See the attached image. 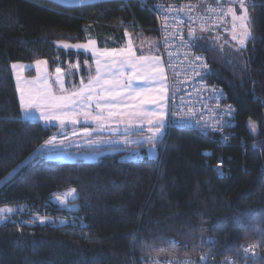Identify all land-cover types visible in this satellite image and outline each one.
Returning a JSON list of instances; mask_svg holds the SVG:
<instances>
[{
    "label": "trees",
    "instance_id": "obj_1",
    "mask_svg": "<svg viewBox=\"0 0 264 264\" xmlns=\"http://www.w3.org/2000/svg\"><path fill=\"white\" fill-rule=\"evenodd\" d=\"M248 1L256 5L249 6L255 41L238 49L214 36L196 39L210 63L208 79L226 89L236 108L229 142L174 126L156 159L144 148L143 159L128 160L136 144L94 162L60 163L43 152L32 157L59 130L23 118L13 63L43 59L52 69H68L92 60L58 48L59 40L94 36L100 47L116 49L126 33L141 32L158 43L157 19L140 0L74 7L0 0V209L23 208L0 224V264H156L187 257L264 264V0ZM219 159L223 175L213 170ZM71 189L77 193L71 206L55 202ZM36 214L72 221L33 222ZM250 246L258 259L245 251Z\"/></svg>",
    "mask_w": 264,
    "mask_h": 264
},
{
    "label": "rangeland",
    "instance_id": "obj_2",
    "mask_svg": "<svg viewBox=\"0 0 264 264\" xmlns=\"http://www.w3.org/2000/svg\"><path fill=\"white\" fill-rule=\"evenodd\" d=\"M50 1H53V2L60 4V5H64V6H68V7H74V6H79V5H88V4L105 2V1H110V0H85L84 3H80L79 0H50ZM245 3L247 5V3H249V1L245 0ZM231 7L236 9L237 16H239L241 14L242 10L239 8V5H232ZM230 15L232 18L231 13H230ZM249 17H250V10H249ZM240 24H241V22L239 20H233V18H232V26H231L230 33L226 37L221 38L220 40H222L223 43L227 41V43H231L236 48L241 49L240 45L238 43V39L241 36L243 29L240 27ZM234 25L236 26L235 28L233 27ZM247 26L252 33L250 19L247 22ZM233 35H236L237 39L234 40ZM249 41H250V39L246 42V46L248 45ZM90 42H94V43H90ZM65 43H67L69 45H87V47L86 48H79V49L75 48V47L64 48L63 44H65ZM129 44L131 45V53L134 54L137 59H139L140 57L145 58L143 60H140L139 64L137 65V76L141 77V78L133 81V87L150 86L153 89V93H152L153 95H163L164 96V99L159 102V105H163L162 108L158 104H145V105L141 106V108L144 111L149 113V115L144 116V117H136V116L127 115V113H132V112L136 111V109L131 107V105L133 103H136L135 101H129L126 99L120 101L121 104L119 106L121 108H119V110H120L119 112L125 114V115H121V118L123 121L122 123L126 126H131V125L137 124L138 125L137 128H140V129H136L135 133L139 131L140 133L137 134L138 136H135V137L130 136V133H133V132L128 133V128H122V129H125V131L122 132L123 135L121 137L113 134L114 136L119 137V139H117L116 137L109 138L107 140L98 139L96 141V143H94L97 150L93 151V152H87V151H84V150L79 149V148H73L74 145H78L80 143V137H81L80 133H81V131H84V130H82V129H79L78 131L77 130L76 131L70 130V132L67 134L68 136L65 138L58 137L56 134L54 139L52 140V143L46 144L42 149L36 150L34 152V154H36L37 152H40V153L43 152L47 159H50V160H53L56 162H60V163L74 162V161H77L79 159H83V160L88 161V162H94V161L99 160L102 157V155H104V154L115 152V150L105 151V149H103V148L112 147V146H127V145H136L137 144L138 149H135V151L131 152L127 156L128 160L143 159L145 157V154L143 152L144 148L146 149L147 155L150 158L156 159L159 157V153H160L159 144L155 148H153L152 144L148 142V137L152 136V132L149 131V128L152 127V125L148 124V122H147L148 119L151 118L153 120V122L155 123L157 117L152 116L151 115L152 112H163L165 123H166V119H167L166 73H165L163 59H162V56H161V53L159 50V44L157 43V41L147 38L141 32H138L136 34L127 33L126 40L124 41V43L119 48L115 49V50H117L115 54H113V49H110V48L102 49V48H100L99 44H98V42L94 36H90L86 40L78 41V42H71L69 40H59L56 42V45L58 48L84 51V52L92 55L93 60L87 61V63L89 64L88 69L92 70V73L94 74L91 79H94L96 77V74H97V63H96L97 60L100 61V70H101V75L103 77H107L110 74V70H111V72H116L118 69H120V65L118 63L113 65L112 61L113 60L119 61L124 56L129 55V53L127 51L129 48ZM121 50H124V51L121 53ZM106 52L109 53L110 55H105ZM157 57L159 58L158 60L155 59ZM43 61H46V64L41 65L39 68V71L37 70V66H36L35 62H16V63H13V65L15 64L17 66L16 68L12 67V71H13V76L15 79L19 99H20L21 93L18 89V84L21 87H24L25 89L31 88V87H35V88L39 89V88L45 87V85H44L45 79L47 80V86H50V89L54 95H57V96L62 95V94L63 95H70L72 92H74L73 90L75 88L68 87V84H67L68 80L65 79V77L63 75L64 73L62 72L63 68L61 66H58V67H55L54 69H52L50 62L48 60H43ZM106 64L108 65L107 67L105 66ZM154 67L163 69L164 79H162V80L160 79L161 74L158 71H153ZM57 68L61 69L60 73H57V71H56ZM78 68H79V66L77 67V69ZM74 69L75 68L73 66H71L69 68L68 72L72 73L74 71ZM123 71L125 73V76H127V74L132 70L130 68L125 67L123 69ZM38 75H39V80H37ZM57 76H60V78H61V81L59 83L57 82ZM153 78H155V79L153 80ZM30 81H36L35 85L28 83ZM61 83L63 84V89H64L63 93L61 92ZM161 89H164V91L161 92L160 91ZM98 91H99V89H98ZM125 104H127L129 106L125 107L124 106ZM74 111L79 112L76 108L74 109ZM89 113L93 114L92 111ZM95 113H97V112H95ZM84 118H85L84 115H79L76 117V120H77L76 123H72L70 120H65V123L63 125H61L59 120H52L49 122L44 121L43 119L40 118V112L36 109H33L31 111L30 118H28L27 120L40 121V122L48 123V124L54 125V126L58 125L59 128L62 129V126L63 127L64 126H67V127L68 126H72V127L76 126V125H78V122L83 121ZM129 120L132 121L130 124L128 123ZM88 121L93 122V120L91 118H88ZM105 126H106V129L99 130V132H111V130L107 128V125H105ZM97 130H98V128H97ZM62 131H64V130H62ZM114 133H116V132L114 131ZM64 136H66V134ZM164 137H165V134L163 136V139H164ZM67 143H69L68 144V151L65 150V147L63 146V144L67 145ZM92 143L93 142H91L90 144H92ZM141 144H143L145 147H142ZM57 145H59L58 148H57ZM34 154L32 155V157L34 156ZM32 157H30V158H32ZM30 158H28V159H30ZM28 159L25 161V163L27 161H29ZM60 196H62V195H60ZM74 198L77 199V193L76 192L72 196H68L66 202L63 204H61L60 201L56 198L54 200H55V202L59 203L61 206L68 207V206L72 205ZM1 209H4L5 211L3 213H0V224L4 223L8 219H10L12 216L15 215L16 212L23 210V208L17 207V206H6V207H3ZM8 209H12V211L9 212V211H7ZM41 220L44 221L43 224L51 223V224H55V225H65V224H68L69 221H72V220L63 219V218L55 219L54 217H49V216L41 217L39 214L32 216L33 222L41 223Z\"/></svg>",
    "mask_w": 264,
    "mask_h": 264
},
{
    "label": "built area",
    "instance_id": "obj_3",
    "mask_svg": "<svg viewBox=\"0 0 264 264\" xmlns=\"http://www.w3.org/2000/svg\"><path fill=\"white\" fill-rule=\"evenodd\" d=\"M140 3L157 19L167 82L166 123L169 127L179 125L205 135L218 134L222 143L229 142L233 136L236 108L227 101L226 89L208 79L210 63L207 55L198 47H193L192 41L200 35L227 36L232 26L228 8L238 3L230 0H140ZM190 31L192 35H189ZM197 56L202 60H197ZM228 106L234 111L229 113ZM218 165L225 174L222 159L213 166L216 172ZM248 249L255 251L253 246ZM156 264H207V261L187 257ZM227 264L238 263L229 260Z\"/></svg>",
    "mask_w": 264,
    "mask_h": 264
},
{
    "label": "snow or ice",
    "instance_id": "obj_4",
    "mask_svg": "<svg viewBox=\"0 0 264 264\" xmlns=\"http://www.w3.org/2000/svg\"><path fill=\"white\" fill-rule=\"evenodd\" d=\"M80 3H84L85 0H79ZM232 3H238L239 8L242 10L241 14L237 16L236 9L229 7L228 12L232 14L233 20H239L241 22L240 27L243 29V32L241 36L238 39V43L240 45V48H244L246 46V42L250 39L252 41H255L256 37L252 35L251 31L249 30L247 26V22L249 21V6L246 5L245 0H230ZM264 6V5H261ZM251 7H256L255 4H252ZM252 20L255 19V17H251ZM236 27L235 25L233 26ZM127 35V33H126ZM189 35H192V32L190 31ZM233 39H237L236 35H233ZM94 43V42H90ZM192 46L197 47L195 38L192 41ZM64 48H86L87 45H69L67 43L63 44ZM117 50L113 49V54L116 53ZM124 50H121V53ZM129 55L124 56L119 61L113 60L112 64H119L120 69H118L116 72H111L107 77H103L101 75L100 70V61L97 60V74L94 79H90L88 81L87 85H84L80 88L79 91L72 92L70 95H54L50 89V86H47V80L45 79L44 85L45 87L42 88H27L21 87L18 84V89L21 93L20 96V103L22 108V116L24 119H28L31 116V111L33 109H36L40 112V118L43 119L46 122L52 121V120H59L61 125L65 123V120H70L72 123H76V117L79 115H84L86 119L91 118L93 120H96L100 122L101 128L104 127V121L107 118L118 116V115H125L124 113H120L118 111H115L119 107L121 100H129V101H135L136 103H133L131 107L136 109V111L132 113H127L129 116H136V117H144L149 115L146 111H144L141 106L145 104H158L159 102L164 99L163 95H153V89L150 86H136L133 87V81L136 79H139L141 77L137 76V65L139 64L140 60L145 59L144 57H140L137 59L134 54L131 53V45L129 44L128 48ZM105 55H110L109 53H105ZM158 60L159 58H155ZM197 60H202V57L197 56ZM37 70L39 71V68L41 65L46 64V61L43 60H37L35 61ZM108 66L107 64L105 65ZM204 67H207L206 64L203 65ZM13 68H16L17 66L14 64L12 65ZM127 67L130 68L132 71H130L127 76H125V73L123 69ZM57 73L61 72V69H56ZM153 71H158L160 75V79H164L163 77V69L162 68H153ZM155 78H153L154 80ZM37 80H39V75L37 76ZM61 81L60 76H57V82L59 83ZM32 85H35L36 81H30L28 82ZM99 89V91H97ZM63 84L61 83V92L63 93ZM161 92L164 91V89L160 90ZM84 93H88L87 96L84 95ZM119 98V99H118ZM96 100L97 103L95 105L97 109V113L95 115H91L89 112L85 111H74L75 108L80 107L83 108H90L91 105L88 103L89 101ZM80 101L81 103H78ZM100 101H104V103H101ZM125 107H128L129 105L125 104ZM161 108L163 105H159ZM107 109V117L104 116V110ZM234 111L231 106H228V112ZM228 113H225L227 115ZM152 116L157 117L155 123L150 118L148 119V124L152 125V127L149 128V131L152 132V136L148 137V142L152 144L153 148H155L159 143L162 142L163 136L166 133L168 127L170 126L169 123H165L164 121V114L163 112H152ZM123 122V121H122ZM132 121L129 120L128 123L130 124ZM225 123H228L225 121ZM249 127L250 130L255 131L256 130V123L249 118ZM85 133L88 132V129H84ZM75 134V133H74ZM54 138H50L49 140L45 141V144L52 143V140ZM227 139V137H225ZM127 142V141H126ZM43 155V153L37 152L34 154V158ZM205 155H209V153H205ZM223 162L221 161L220 164ZM217 172L220 175H223V171L217 166ZM15 171V170H13ZM11 174L9 175L10 178ZM75 189H71L68 193L57 196L56 199L60 201L61 204L65 203L68 196H72L75 193ZM5 210L0 209V213H3ZM7 211H12V209H8ZM44 221L41 220V223ZM209 243H212L211 238L208 240ZM250 249H245V251H249ZM202 260H206L207 257H201Z\"/></svg>",
    "mask_w": 264,
    "mask_h": 264
},
{
    "label": "crops",
    "instance_id": "obj_5",
    "mask_svg": "<svg viewBox=\"0 0 264 264\" xmlns=\"http://www.w3.org/2000/svg\"><path fill=\"white\" fill-rule=\"evenodd\" d=\"M100 47V46H99ZM102 48V47H100ZM102 49H106V48H102ZM78 51V50H77ZM84 52V51H82ZM86 53V52H85ZM88 54V53H86ZM89 56H91L92 60H93V57L92 55L88 54ZM92 60H88V61H92ZM89 64L87 63V61H85L84 63H74L72 65H70L68 67V69H65L63 68V75L65 77V79H67V84H68V87H72V88H75L73 91H79L81 87H83L84 85H87L88 84V81L93 77V73H92V70L88 69ZM73 66L75 69L74 71L71 73V72H68L69 68ZM79 66V68L77 69V67ZM166 88H167V82H166ZM77 89V90H76ZM98 91V89H97ZM85 96L88 95V93H84ZM101 103H104V101H100ZM78 103H81L80 101H78ZM91 107L90 108H83L81 109L80 107H77L76 109L80 112V111H85V112H91L93 114L91 115H95L97 112V109L95 107L97 101L96 100H92V101H89L88 102ZM121 104V102H120ZM119 104V105H120ZM119 108H121L120 106L115 109V111H120ZM166 110H167V99H166ZM107 109L104 110V116L107 117ZM120 116V117H119ZM110 119V120H109ZM93 120V119H92ZM109 120V121H108ZM108 121V122H107ZM107 125V128L111 130V132H99V130H104L106 129V126ZM58 127V134L57 136L58 137H62V138H65L67 137L68 133L70 132V130H79V129H82L84 130L85 128L88 129V132L85 133V131H81L80 133V143L78 145H74L73 148H79V149H82L84 151H87V152H93V151H96L97 148L95 147L94 143H96V141L98 139H103V140H107L109 138H114L116 136H119L121 137L123 135L122 132L125 131V129H122V128H128V133L129 132H133V133H130V136H138L137 134H139L140 132H136V129H140V128H137L138 125L137 124H134V125H131V126H126L122 123V118H121V115H118V116H113V117H110V118H107L106 121H104V127L101 128L100 126V122L96 121V120H93V122H90L88 121V119L84 118L83 121L81 122H78V125L76 126H62V129L59 128V126L57 125ZM98 128V130H97ZM64 130V131H62ZM96 130V131H95ZM61 131V132H60ZM114 131L116 133H114ZM83 132V133H82ZM66 134V136H64ZM116 136H114V135ZM55 137V136H54ZM53 137V138H54ZM119 137H116L117 139H119ZM91 142H93L92 144H90ZM68 144L65 145L63 144V146L65 147V150L68 151ZM46 144H44L40 149H42ZM59 145H57V148H58ZM115 147H118V146H112V147H107V149L109 150H113ZM104 149V148H103Z\"/></svg>",
    "mask_w": 264,
    "mask_h": 264
},
{
    "label": "bare ground",
    "instance_id": "obj_6",
    "mask_svg": "<svg viewBox=\"0 0 264 264\" xmlns=\"http://www.w3.org/2000/svg\"><path fill=\"white\" fill-rule=\"evenodd\" d=\"M158 44H159V42H158ZM204 53H205V52H204ZM174 126H179V125H174ZM174 126H172V127H174ZM172 127H168V130H171ZM233 137H234V135L232 136V138H233ZM225 143H227V142H225ZM247 254H248V255H253L256 259H258V255L256 254L255 251H248ZM254 257H253V258H254ZM182 258H183V257H182Z\"/></svg>",
    "mask_w": 264,
    "mask_h": 264
}]
</instances>
